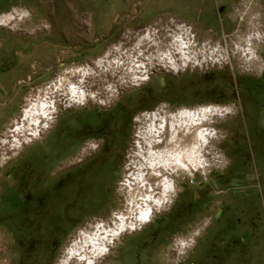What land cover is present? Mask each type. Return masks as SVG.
<instances>
[{
  "label": "rangeland",
  "instance_id": "1",
  "mask_svg": "<svg viewBox=\"0 0 264 264\" xmlns=\"http://www.w3.org/2000/svg\"><path fill=\"white\" fill-rule=\"evenodd\" d=\"M253 35L256 67L237 55ZM14 84L22 97L0 111V264H61L75 235L116 227L131 200L124 164L135 122L162 118L164 132L172 115L204 111L210 119L192 140L212 159L198 153L199 171L147 180L157 205L159 184L171 196L99 264H264V0H0V90ZM51 86L52 128L6 138L28 100ZM18 139L27 143L14 149ZM86 144L94 153L82 163Z\"/></svg>",
  "mask_w": 264,
  "mask_h": 264
},
{
  "label": "bare ground",
  "instance_id": "2",
  "mask_svg": "<svg viewBox=\"0 0 264 264\" xmlns=\"http://www.w3.org/2000/svg\"><path fill=\"white\" fill-rule=\"evenodd\" d=\"M14 21V19L8 18L5 19L4 22L6 23V25H12ZM15 27H19V25H16ZM39 34L40 31L36 28L33 36L28 35L29 37L27 39V42L37 39L39 37ZM146 41V39H143L141 41L140 45L138 46L139 51L141 48H143L144 50ZM247 42L248 43L246 44V46L249 47V51L246 53L244 49H239L237 51V55L239 56L244 53L245 63L247 61V63L252 67H256L259 64L260 58L258 57V53L255 50L256 38L254 37V35L252 37H249ZM172 46L174 47L172 48L173 51H176L178 49V45L176 42H172ZM12 47L17 51V54H14L16 64L22 66V60L18 53L23 51L24 46L20 45V43L18 42L16 43L15 41V43H12ZM188 48L191 47L189 46ZM184 49L186 48H183V50ZM175 54L181 55V52H176ZM250 55L252 56L251 58H249ZM33 58H35L34 60H38V63L40 65L51 63L52 61L49 55L38 56L36 53H34L33 56L30 57V60H32ZM117 69L121 70V67H117ZM85 79L88 80L87 77H85ZM85 79L82 83L83 87L80 86L79 89H84L85 87H87ZM53 90L54 88L52 86L46 88L44 93H42L43 98L45 97V100H43L42 96L41 98L37 99L36 96H32V98L28 100L29 104L25 106V110L19 114L15 123H11L12 126H10V131L5 128L7 130L5 133L6 138L11 137L8 135L9 133H12V137L17 138H36L37 135L33 133L35 132V130L39 131L40 136L42 131L50 130L52 128L51 126H53L56 122L54 120L55 115L58 113V109L56 107V103L54 111L52 110L51 106H46V104L50 103L53 94H58V90H56V92H54ZM0 92V98L1 100H3V102H5V104L3 105L0 104L1 112H6L9 108L15 107L17 105V98L22 97V92L15 86V84L11 86L10 91L5 92L4 90H0ZM73 94L74 95L72 96L71 93L66 92L65 94H60L59 96L63 97L61 99L64 100L65 98L67 99L69 97L77 98L80 93L76 91ZM41 102L43 104L42 106H40ZM159 114L161 117H163L162 112H160ZM170 118L172 119V121L170 122V130H165L164 132L161 131L162 126H160V124L162 123V118L155 122V118L145 117L135 122L134 129H138V131H136V135H134L133 137L135 141H132V143H130V155L126 159V164H124L126 165V167L124 168V173L131 172V175L128 177L131 187V192L129 194L131 200H129L130 203L126 204L127 213L120 214L119 218H114L115 224L117 225L116 227L110 223V225H108L109 227L103 225V227L91 229V231L93 230V232L89 233V235L86 237L81 233L75 235L74 243L63 252V262L61 264H99L101 260H104L111 255V249L116 245V241L119 240L123 235L130 231H137L138 229H141L143 225L150 223L153 218L154 210L162 208L165 205V200H167L171 196V191L168 188L169 186L166 187L165 185L159 184L158 187L162 188L163 190H161L162 194L159 195V204L157 205L155 203V200L152 199L151 195L145 196L149 193L146 188L149 184L147 183V180H157V177H161L157 175L159 173H161L162 175L166 174L170 177H173L175 174H178L180 172H192L193 166L195 167L196 172L199 171L204 167L199 165L198 163V153L203 154L202 156L208 160L212 159L211 154L204 153V150L207 149L208 146L203 147L204 144L202 143L201 139H199L198 137H194L195 141L193 142L192 140L194 130L199 125L198 121H202L204 118H207V121H209L210 115H208V113L204 111L202 114L194 113L193 115L189 116H180L176 114L172 115ZM39 119L47 122L48 125L46 127H37V121H39ZM149 119L151 121V124H147ZM165 121H167L166 117ZM166 124L168 123L166 122ZM10 142L13 143L14 149L17 148L16 146L18 145V142H20L21 144L27 143L25 140L21 141L20 139H18L17 142L13 140ZM0 143H2L3 145V141ZM6 144L8 143H4V145ZM95 152H97V150H95ZM93 153L94 150L90 145H84L79 154L81 162L83 163L87 161L89 156ZM174 160H177V164L173 162ZM171 161L173 163H171ZM150 172L152 173L150 174ZM148 175H150V178L147 177ZM134 187L140 188V191L144 192L145 194L140 193L141 197H139V193L135 195ZM144 197H146V199L142 200V198ZM142 202L146 203L148 206H151V215H148L145 212L142 214L138 212L139 209L142 210V208H144V206H142ZM140 204L141 206H138ZM118 219H120V221H118ZM178 247H180L179 244Z\"/></svg>",
  "mask_w": 264,
  "mask_h": 264
}]
</instances>
